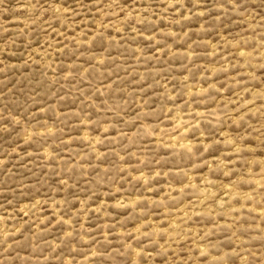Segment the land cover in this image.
I'll return each mask as SVG.
<instances>
[{
    "label": "rangeland",
    "instance_id": "1",
    "mask_svg": "<svg viewBox=\"0 0 264 264\" xmlns=\"http://www.w3.org/2000/svg\"><path fill=\"white\" fill-rule=\"evenodd\" d=\"M0 264H264V0H0Z\"/></svg>",
    "mask_w": 264,
    "mask_h": 264
},
{
    "label": "bare ground",
    "instance_id": "2",
    "mask_svg": "<svg viewBox=\"0 0 264 264\" xmlns=\"http://www.w3.org/2000/svg\"><path fill=\"white\" fill-rule=\"evenodd\" d=\"M242 54V53H241Z\"/></svg>",
    "mask_w": 264,
    "mask_h": 264
}]
</instances>
